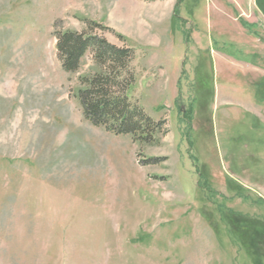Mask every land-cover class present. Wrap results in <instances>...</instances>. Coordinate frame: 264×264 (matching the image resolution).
Instances as JSON below:
<instances>
[{
	"label": "rangeland",
	"instance_id": "obj_1",
	"mask_svg": "<svg viewBox=\"0 0 264 264\" xmlns=\"http://www.w3.org/2000/svg\"><path fill=\"white\" fill-rule=\"evenodd\" d=\"M264 0H0V264H264ZM133 50L148 142L95 126L57 35Z\"/></svg>",
	"mask_w": 264,
	"mask_h": 264
},
{
	"label": "trees",
	"instance_id": "obj_2",
	"mask_svg": "<svg viewBox=\"0 0 264 264\" xmlns=\"http://www.w3.org/2000/svg\"><path fill=\"white\" fill-rule=\"evenodd\" d=\"M257 3L264 12V5ZM56 39L58 58L65 71H76L80 58L88 49L92 50L101 69L91 79H82L83 85H87L79 91L84 117L116 135L130 134L134 140L150 141L162 123H155L131 105L126 95L133 81V73L129 72L133 50L84 33L67 32L58 34Z\"/></svg>",
	"mask_w": 264,
	"mask_h": 264
}]
</instances>
